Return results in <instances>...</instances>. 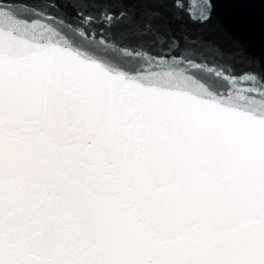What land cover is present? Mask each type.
<instances>
[{"label": "snow or ice", "instance_id": "6c2138e0", "mask_svg": "<svg viewBox=\"0 0 264 264\" xmlns=\"http://www.w3.org/2000/svg\"><path fill=\"white\" fill-rule=\"evenodd\" d=\"M6 2L0 264H264V59L237 72L202 35L162 25L155 0L139 16ZM172 8L183 23L182 0ZM196 8L206 23L213 5Z\"/></svg>", "mask_w": 264, "mask_h": 264}, {"label": "water", "instance_id": "95a60500", "mask_svg": "<svg viewBox=\"0 0 264 264\" xmlns=\"http://www.w3.org/2000/svg\"><path fill=\"white\" fill-rule=\"evenodd\" d=\"M24 2H35V0H7L6 7H18ZM185 5L184 22L174 20V10L172 5L174 0H155L160 7L162 18L160 23L171 29L174 35H179L181 30L186 29L190 33H198L207 40L213 42L224 52L223 60L232 61L235 59L236 71L243 70L244 58L247 56L255 57L257 67L259 61L264 59V3L261 0H208L213 5L210 19L204 24L192 23L189 20L187 9L190 4L198 6L203 0H182ZM70 4L71 0H65ZM143 0H95L93 5L88 9L94 14L101 10H110L112 13H119L121 10H128L139 16L143 9ZM62 15L73 19L75 12L71 7H65ZM163 30V29H162ZM129 31L128 25L120 23L113 29L112 33L119 35ZM152 37H143L138 41L132 37L125 43L136 44L142 42L149 49L148 55L156 59L170 60L173 56L177 60L182 59L175 51H170L167 47L158 43H152ZM208 60L219 62L220 58H214L208 53Z\"/></svg>", "mask_w": 264, "mask_h": 264}]
</instances>
